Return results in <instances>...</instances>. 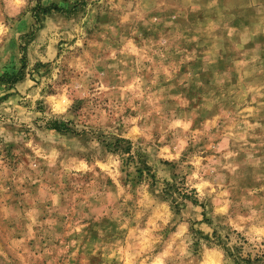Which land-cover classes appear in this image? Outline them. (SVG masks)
<instances>
[{
  "label": "rangeland",
  "instance_id": "obj_1",
  "mask_svg": "<svg viewBox=\"0 0 264 264\" xmlns=\"http://www.w3.org/2000/svg\"><path fill=\"white\" fill-rule=\"evenodd\" d=\"M0 264H264V0H0Z\"/></svg>",
  "mask_w": 264,
  "mask_h": 264
}]
</instances>
